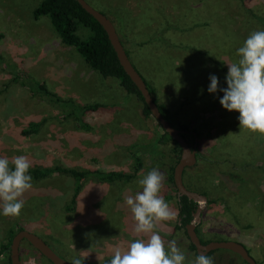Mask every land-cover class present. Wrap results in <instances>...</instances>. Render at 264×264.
Masks as SVG:
<instances>
[{"label":"rangeland","instance_id":"obj_1","mask_svg":"<svg viewBox=\"0 0 264 264\" xmlns=\"http://www.w3.org/2000/svg\"><path fill=\"white\" fill-rule=\"evenodd\" d=\"M85 1L110 18L132 65L157 103L166 105L169 123L175 127L185 123L197 134L199 160L184 173L193 176L200 167L214 171L195 177L201 186L205 184L200 190L206 194L194 191L207 197L198 236L204 241L239 242L256 264H264V172L258 168L264 166V134L239 127L238 112L219 104L223 93L206 91L209 73L226 87V64L238 59L236 49L250 32L264 30L261 24L244 11L240 0ZM39 2L0 0V157L11 161L23 155L37 168L101 172L132 173L134 156L141 165L121 181L105 182L92 174L77 181L62 173L33 179L32 188L21 197L25 203L20 215L0 216V264H9V250L1 246L18 228L40 236L67 261L82 258V264H106L115 249L123 252L131 241L146 240L150 234L133 231L125 200L140 191L136 181L153 167L165 177L160 195L176 214L174 221L157 222L155 231L166 248L175 242L185 256L184 264H195L197 255L188 250L183 229H174L176 192L166 179L169 166L176 162V145L166 140L158 144L162 129L152 117L143 116L142 102L127 94L115 78L95 71L91 75L80 54L61 43L47 16L32 18ZM244 2L264 17V0ZM77 33L86 31L79 28ZM17 73L20 79L15 78ZM20 81L44 82L75 105L50 103ZM84 104L100 107L81 113ZM31 123L37 130L22 135ZM186 140L191 146L192 137L187 134ZM246 163L259 176L251 178L250 169L247 173L239 169ZM187 176L182 177L186 188L193 180ZM239 177L256 187L241 190ZM204 178L211 179L204 183ZM77 184L79 190L70 203ZM206 256L213 264H246L227 249ZM19 257L22 264H50L25 239L19 244Z\"/></svg>","mask_w":264,"mask_h":264},{"label":"clouds","instance_id":"obj_2","mask_svg":"<svg viewBox=\"0 0 264 264\" xmlns=\"http://www.w3.org/2000/svg\"><path fill=\"white\" fill-rule=\"evenodd\" d=\"M238 59L228 63L224 76L225 86L218 77L209 73L206 91L215 95L223 93L219 104L227 111L238 112L239 127L264 134V30L252 31L236 49ZM32 167L23 155L11 161L0 157V216H19L24 207L21 198L32 188ZM165 177L156 167L150 169L136 183L140 186L134 196H128L126 205L132 213L133 231L150 234L145 239L131 241L123 252L115 249L106 264H184L185 256L170 241L165 247L155 224L174 221L176 214L160 195ZM71 264H82V258H73ZM195 264H213V259L203 254L196 257Z\"/></svg>","mask_w":264,"mask_h":264},{"label":"trees","instance_id":"obj_3","mask_svg":"<svg viewBox=\"0 0 264 264\" xmlns=\"http://www.w3.org/2000/svg\"><path fill=\"white\" fill-rule=\"evenodd\" d=\"M240 5L244 9V11L250 15L252 18H254L256 21H258L261 26L264 29V17L262 15L256 14L254 11H252L248 5L244 2V0H240ZM45 15L49 18V22L51 24V27L53 31L56 33V35L59 37L61 43L73 47L82 57L83 61L86 63V65L97 72L102 77H113L115 78L119 85L125 90L127 94L135 96L137 99H139L142 102V114L144 117H152L150 114V111L147 107V105L143 102L142 96L135 86V84L132 82V80L129 78V76L125 73L122 66L119 64L118 59L115 55V52L107 38V35L103 28L100 26V24L88 13L86 12L80 4L76 0H40V2L34 7L32 10V18L37 19L39 16ZM79 28H82L86 31V34L80 35L77 33V30ZM120 42L123 46V42L120 39ZM124 48V46H123ZM125 50V48H124ZM126 54L128 56V51H126ZM129 58V57H128ZM21 73V72H20ZM17 73L15 75V78L20 79L21 74ZM22 76H26L23 75ZM143 78V77H142ZM144 80V78H143ZM150 94L152 95L153 101L156 103L157 108L161 115L168 120L169 118V111L166 107V105L162 103H157V99H155L153 95V90L149 87L148 83L144 80ZM22 83L21 85L27 86L28 89L32 93H38L42 97H44L45 100H47L50 103H54L62 107V105L66 106H72L75 105L74 102L71 99H62L58 97L54 92L50 91L44 82L39 81H20ZM100 107L99 104H84L80 105V111L81 113H84L86 111H95L98 110ZM71 115V113H69ZM153 118V117H152ZM76 121L78 118H74ZM154 119V118H153ZM155 120V119H154ZM156 121V120H155ZM80 125L87 127L85 123H79ZM177 128L181 130H187L188 125L185 123H178ZM38 126L36 124H30V128L23 129L21 131L22 135H28L31 133H34L37 130ZM166 141H172L177 149L173 150L174 154L176 155V162L179 157L180 153V147L178 144L172 140L166 132L162 130V133L160 136L156 139L158 144H161ZM136 169L133 170L132 173H125V172H117V171H108V172H101L99 170H75L72 168H66V167H60V166H54L50 168H37L32 167L29 169V173L31 174L33 179H41L44 178L52 173H62L72 176L77 181H80L85 176L92 174L96 175L100 180L105 182H112L114 180H124L127 179L135 174V172L140 167V159L136 156ZM175 162V164H176ZM212 164H216L215 161H211ZM251 163V162H250ZM250 163H246L243 165L244 173H247V169H250L249 171L252 172V177L254 178V175L256 174L259 176V171H256L253 169V165ZM197 164V163H196ZM173 165L169 166L168 171L166 173V179L169 183L173 185L172 180V174H173ZM192 167V166H191ZM189 167L184 168L182 172V177L185 175H188L192 180L190 182V186H188V189L190 190H200L202 184L201 180L200 182H197L195 180V177L200 178V176L204 175L205 173L208 175H211L214 173V171L206 170L204 167H200V170L197 172H194L191 176L189 174H185L184 171ZM259 169L264 172V166H258ZM238 168L231 167V170ZM261 172V173H262ZM184 174V175H183ZM221 174H228L230 177H234L233 174L227 173V172H221ZM187 176V177H188ZM236 176H238L236 174ZM203 177V176H202ZM240 178V177H239ZM211 178L207 179L210 180ZM238 179V178H237ZM189 180V179H188ZM207 180L204 178V183L207 182ZM239 186L241 190L249 191L248 186L250 187H256L253 183L250 182V180L245 181V178H240ZM253 185V186H252ZM80 184H77L75 186V191L71 196L70 203H73L77 194V191L79 190ZM205 189V188H203ZM217 189V188H216ZM221 191V190H220ZM176 192V190H175ZM196 192V191H195ZM204 192L205 191H201ZM199 193V192H198ZM203 193V194H204ZM220 193V192H219ZM201 194V193H200ZM202 194V195H203ZM206 194V193H205ZM175 204L177 208V216L179 217V220L175 223L174 229H183V233L186 235L184 225L188 223L191 219V214L195 210V202L193 200L188 199L184 195L177 196L175 195ZM211 202V201H209ZM71 207L68 206V209ZM20 230V228H18ZM196 233L198 232L197 228L195 229ZM198 234V233H197ZM14 235V234H13ZM12 235V236H13ZM187 237V235H186ZM12 238V237H11ZM11 238L8 240L7 244L1 246V250H9V244L11 241ZM201 241V239H200ZM201 242H206L201 241ZM187 248L190 251H193L195 254V248L194 245L190 242L187 243ZM41 255V254H40ZM197 255V254H196ZM42 256V255H41ZM43 257V256H42ZM44 258V257H43ZM47 261V260H46ZM10 264V260H8ZM245 262V261H244Z\"/></svg>","mask_w":264,"mask_h":264},{"label":"water","instance_id":"obj_4","mask_svg":"<svg viewBox=\"0 0 264 264\" xmlns=\"http://www.w3.org/2000/svg\"><path fill=\"white\" fill-rule=\"evenodd\" d=\"M80 6L88 12L103 28L107 38L115 52L119 64L125 73L139 90L143 102L147 105L151 116L160 125L161 129L174 140L180 147V155L173 167L172 180L177 196L184 195L196 203L195 210L192 212L191 220L185 225L186 234L190 242L194 245L196 253L205 255L207 252L216 249H227L237 254L246 264H256L254 258L249 254L247 249L239 242L233 240L208 241L202 243L196 234L195 227L200 222V213L207 202V198L193 190L185 187L182 181V172L184 168L193 166L196 161L195 148H191L182 135V130L173 126L159 112L156 103L153 101L142 76L132 65L129 60L116 32L115 26L110 18L100 11L94 9L85 0H76ZM25 239L36 251H38L50 264H71L56 254L53 249L38 235L26 230H18L11 238L9 244L10 264H22L19 257V244Z\"/></svg>","mask_w":264,"mask_h":264},{"label":"flooded vegetation","instance_id":"obj_5","mask_svg":"<svg viewBox=\"0 0 264 264\" xmlns=\"http://www.w3.org/2000/svg\"><path fill=\"white\" fill-rule=\"evenodd\" d=\"M183 132H182V135L184 136V138L186 139V135L188 134V135H190L191 137H192V144H191V148H195V157H196V161H195V164L197 163V161L199 160L197 157L199 156V152H198V149H197V134L195 133V132H193L192 130H190V129H187V130H182ZM187 141V140H186ZM179 155H180V153H179ZM179 158V157H178ZM194 164V165H195ZM193 165V166H194ZM191 167V166H190ZM182 181H183V178H182ZM174 186V185H173ZM175 188V187H174ZM206 197V196H205ZM207 198V197H206ZM206 205V204H205ZM204 205V206H205ZM195 207H196V203H195ZM204 208V207H203ZM202 212V211H201ZM200 217H201V213H200ZM192 218V217H191ZM178 220H179V217H178ZM191 220V219H190ZM187 224V223H186ZM185 224V225H186ZM199 224V223H198ZM198 224L196 225V227H195V229L197 228V230H198ZM185 225H184V229H185ZM196 231V230H195ZM185 232H186V229H185ZM198 233V232H197ZM196 233V234H197ZM187 235V234H186ZM186 235L184 234V236H185V239H186V242L188 243V242H190V240H189V238H188V236L186 237ZM198 235V234H197ZM199 237V236H198ZM199 239H201L200 237H199ZM201 241H204V240H202L201 239ZM208 241H210V240H207L206 242H208ZM206 242H204V243H206ZM191 243V242H190ZM203 243V242H202ZM213 250H211V251H209V252H207L205 255H208L209 253H211ZM196 252V251H195ZM197 254V253H196ZM198 255V254H197Z\"/></svg>","mask_w":264,"mask_h":264},{"label":"crops","instance_id":"obj_6","mask_svg":"<svg viewBox=\"0 0 264 264\" xmlns=\"http://www.w3.org/2000/svg\"><path fill=\"white\" fill-rule=\"evenodd\" d=\"M86 69L90 70V68H89L88 66H86ZM93 72H94V70L91 69V72H90L91 75H92ZM94 73H95V72H94Z\"/></svg>","mask_w":264,"mask_h":264}]
</instances>
